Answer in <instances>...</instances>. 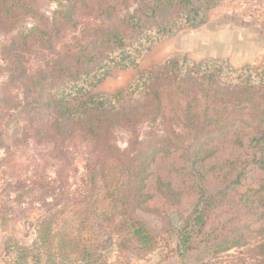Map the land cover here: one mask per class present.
Segmentation results:
<instances>
[{
	"label": "trees",
	"instance_id": "1",
	"mask_svg": "<svg viewBox=\"0 0 264 264\" xmlns=\"http://www.w3.org/2000/svg\"><path fill=\"white\" fill-rule=\"evenodd\" d=\"M223 1L0 0V165L16 174L2 124L22 113L13 145L42 148L53 170L17 195L42 190L36 244L48 264H115L111 245L147 256L160 244L145 220L155 208L182 220L185 264L245 247L264 264V57L236 67L177 52L120 91H95ZM246 229L260 241L248 245Z\"/></svg>",
	"mask_w": 264,
	"mask_h": 264
},
{
	"label": "rangeland",
	"instance_id": "2",
	"mask_svg": "<svg viewBox=\"0 0 264 264\" xmlns=\"http://www.w3.org/2000/svg\"><path fill=\"white\" fill-rule=\"evenodd\" d=\"M191 32L192 29H184L174 37L163 41L144 56L139 66L125 71H116L105 79L95 91L97 93L120 91L126 88L139 73L161 64L173 53H188L196 60L215 57L209 55V52L195 48L197 43L195 44L191 38ZM247 48L246 52L243 51L234 56L216 57L228 58L236 67L246 64L259 65L264 57V41L259 40L257 45L255 43ZM216 51L215 53H217ZM218 51L223 52L222 50ZM224 51L227 49L224 48ZM31 65L35 66L36 62L32 61ZM15 92L19 91L15 90ZM13 114L14 112L11 115L8 114L2 124L5 141L14 156L16 174L12 175L13 172L11 173L7 164L0 165V264H48L45 255H39L36 244V225L44 211L38 201V195L42 190L36 189L32 194L25 195L23 202L18 201L17 195L20 191L18 189L19 182L29 189L33 185L32 179L37 176L36 173L49 177L53 170L51 168H48L47 172L42 170V148H38L32 143L21 147L13 145V139L21 135L23 125V114L16 112ZM4 151V149H0V159L5 156ZM37 170L39 172H35ZM83 171L80 164V173ZM254 177L264 180V173H255ZM145 220L159 235L158 248L145 257H138L129 253H119L115 245L107 246L105 253L110 261L115 264H185L189 262L188 258L184 260L177 249L178 231L182 225V220L178 216H167L162 210L155 208L152 211L148 210ZM244 231L245 241L248 245L260 241L261 236L256 232L248 229ZM21 246L27 248L24 253H20L18 249ZM246 248H232L226 252L209 250L201 254V259L205 264H252ZM58 262L57 264H59Z\"/></svg>",
	"mask_w": 264,
	"mask_h": 264
},
{
	"label": "crops",
	"instance_id": "3",
	"mask_svg": "<svg viewBox=\"0 0 264 264\" xmlns=\"http://www.w3.org/2000/svg\"><path fill=\"white\" fill-rule=\"evenodd\" d=\"M191 38L195 48L215 57L246 52L247 46L264 41V0H224L206 24L192 29Z\"/></svg>",
	"mask_w": 264,
	"mask_h": 264
}]
</instances>
